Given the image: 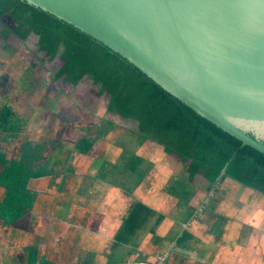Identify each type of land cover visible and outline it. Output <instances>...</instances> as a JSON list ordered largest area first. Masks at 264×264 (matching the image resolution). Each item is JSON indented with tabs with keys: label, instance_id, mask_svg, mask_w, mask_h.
Wrapping results in <instances>:
<instances>
[{
	"label": "rangeland",
	"instance_id": "rangeland-1",
	"mask_svg": "<svg viewBox=\"0 0 264 264\" xmlns=\"http://www.w3.org/2000/svg\"><path fill=\"white\" fill-rule=\"evenodd\" d=\"M40 57L39 45L34 40L26 41L19 49L12 46L0 49V120L8 107L15 114L9 115L11 123L28 124V128H36V132L64 125L75 136L91 129L92 135L104 134V140L114 146L99 178L96 176L92 182L102 183L94 187L102 189L105 199L110 200L105 205L107 210L102 214L87 212L85 217L75 214L77 223L84 225H77L82 232L77 235L93 241L90 251H86L98 249H95L93 259L90 258L92 261L87 260L86 264H115L113 260L123 261L135 255L136 261L132 264H174L173 261L179 258L175 251L187 253L185 250H190L188 246L183 249L186 247L177 237L189 226L185 219L195 210V214L212 223L215 234H221L220 240L209 243L208 251L221 249L225 253L227 250L230 259L235 260L238 254L248 253L247 249H258L263 257L258 263L264 264V196L261 193L245 189L229 179L213 189L202 179L190 184L184 165L167 156L163 146L150 141L141 143L139 137L129 131L131 121L114 119L111 125L106 122L107 97L104 94L99 101L84 108L80 107L82 97H67L72 93L71 85L56 83L53 86L63 94L49 93L54 63L46 60L42 68L33 67L32 63H41ZM78 86L81 94L84 89L90 93L92 87L87 80ZM86 98L89 97L86 95ZM79 172L85 174L86 171ZM85 184L81 191L90 192L88 183ZM78 197L83 204L81 195ZM93 202V198L87 199V204ZM136 202L144 208H137ZM257 207L261 210L256 211ZM220 209L222 219L225 216L227 220H236L224 223V236L219 230L223 220L215 216ZM132 226L137 228L133 232ZM225 242L227 247L223 245ZM169 247L173 250L163 255L161 251H167ZM248 259L255 261L251 256Z\"/></svg>",
	"mask_w": 264,
	"mask_h": 264
},
{
	"label": "trees",
	"instance_id": "trees-1",
	"mask_svg": "<svg viewBox=\"0 0 264 264\" xmlns=\"http://www.w3.org/2000/svg\"><path fill=\"white\" fill-rule=\"evenodd\" d=\"M28 40L39 45L41 55V63H32L33 67L42 68L46 60L54 63L49 93L58 91L56 83L71 85L67 97H82L80 107L84 108L104 94L106 122L131 121L129 131L141 143L163 146L167 156L184 165L190 184L202 179L213 189L229 179L264 195V152L243 146L88 34L24 0H0V46L19 49ZM86 80L92 85L90 93L84 89L81 94L78 85ZM3 121L5 126L10 124L11 137L20 144L15 141L16 145L12 142L0 148V223L16 222L27 215L25 201L38 178L50 180L58 172L88 169L114 148L104 134L92 135L91 129L77 136L65 132L64 125L57 131L50 127L42 132H18L9 115ZM136 203L137 208H144ZM131 228L132 232L137 229Z\"/></svg>",
	"mask_w": 264,
	"mask_h": 264
},
{
	"label": "water",
	"instance_id": "water-1",
	"mask_svg": "<svg viewBox=\"0 0 264 264\" xmlns=\"http://www.w3.org/2000/svg\"><path fill=\"white\" fill-rule=\"evenodd\" d=\"M264 152V0H24Z\"/></svg>",
	"mask_w": 264,
	"mask_h": 264
},
{
	"label": "crops",
	"instance_id": "crops-1",
	"mask_svg": "<svg viewBox=\"0 0 264 264\" xmlns=\"http://www.w3.org/2000/svg\"><path fill=\"white\" fill-rule=\"evenodd\" d=\"M0 49L5 50L7 47ZM10 114L15 115L13 110L7 107L0 120V148L2 150L16 141L11 137L13 134L8 130L10 124L5 126L3 121L4 116ZM11 124L18 132L27 131V129L33 130V128H28V124ZM6 127L7 129H5ZM58 129L59 127L53 130L57 131ZM65 132H68V128H65ZM16 142L20 144L19 141ZM106 159L107 155L90 164L88 169H82V171H86L85 174L79 172V169L71 173L58 172V175L50 176V180L41 178L35 180L30 188L29 198L25 201L27 215L16 222L0 223V264H86L87 260L92 261L90 258L93 259L98 249L94 247L91 251L94 253L88 252L93 241L90 238L83 240V237L78 236L82 232L77 225H84L83 223H77L75 214L78 213L85 217L87 212L102 214L103 210H107L105 205L110 200L105 199L102 189L94 187L100 182L92 183L93 180H96V176L99 178V174L107 162ZM85 183H88L90 192L81 191V186L86 185ZM234 183L238 182L235 181ZM240 186L245 189L248 188L242 186V184ZM99 194H102V197H99ZM79 195H81L80 198L83 200V204H80ZM89 198L94 200L90 205L87 204ZM77 209H80V212H77ZM260 210L261 207L256 208V211ZM195 212L196 210L192 211L191 215L185 219L186 224H190L184 227L180 231L181 235L177 237V240L179 239L178 241H181L180 243H183V246H188L190 250H185L187 253L175 251L179 254V258L173 261L174 264H240L239 262L242 264H259L258 262L263 257L258 253V249L251 251L247 249L248 253L238 254L235 260L230 259V253L227 250L225 253H222L221 249H216L214 252L208 251L209 243L220 240L221 234H215L212 223L206 218L203 219L202 216L195 214ZM215 216L222 219L221 209ZM2 218L4 219L3 216ZM195 219L199 222H196ZM222 220L223 223L219 230L224 236L226 233L223 231L224 223H232L236 220H227L225 216ZM85 221L87 223V218ZM249 224L250 227H253L251 222ZM187 230L190 231L187 232ZM209 232L214 233V235H209ZM173 242L174 240L170 242V246ZM223 245L227 247L226 242ZM245 247L247 248V246ZM183 249H187V247ZM171 250L173 249L169 247L167 251L164 249L161 252L165 255L166 252L170 253ZM162 253L160 254L162 255ZM249 256L253 257L255 261L249 260ZM113 261L115 264H132L136 261V255L134 258H125L123 261Z\"/></svg>",
	"mask_w": 264,
	"mask_h": 264
},
{
	"label": "bare ground",
	"instance_id": "bare-ground-1",
	"mask_svg": "<svg viewBox=\"0 0 264 264\" xmlns=\"http://www.w3.org/2000/svg\"><path fill=\"white\" fill-rule=\"evenodd\" d=\"M196 186V185H195Z\"/></svg>",
	"mask_w": 264,
	"mask_h": 264
}]
</instances>
